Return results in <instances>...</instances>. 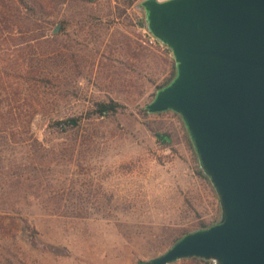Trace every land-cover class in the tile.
<instances>
[{"label": "rangeland", "instance_id": "obj_1", "mask_svg": "<svg viewBox=\"0 0 264 264\" xmlns=\"http://www.w3.org/2000/svg\"><path fill=\"white\" fill-rule=\"evenodd\" d=\"M145 1H5L14 19L33 10L36 24L22 22L45 38L24 61L0 39L1 67L51 74L36 114V94L23 96L20 116L33 117L23 140L0 147V264H139L220 218L180 115L145 111L175 63L150 43ZM111 100L119 112L98 115L95 104Z\"/></svg>", "mask_w": 264, "mask_h": 264}, {"label": "water", "instance_id": "obj_2", "mask_svg": "<svg viewBox=\"0 0 264 264\" xmlns=\"http://www.w3.org/2000/svg\"><path fill=\"white\" fill-rule=\"evenodd\" d=\"M143 8L148 32L176 63L146 109L180 115L221 217L141 264H264V0H146Z\"/></svg>", "mask_w": 264, "mask_h": 264}, {"label": "trees", "instance_id": "obj_3", "mask_svg": "<svg viewBox=\"0 0 264 264\" xmlns=\"http://www.w3.org/2000/svg\"><path fill=\"white\" fill-rule=\"evenodd\" d=\"M5 1L7 0H0V39L4 40V42L6 43L9 40L5 38V36L11 37L9 39L12 40V46L15 48V51L17 53L16 55V57H18L17 60L24 61L25 57L23 55V52L26 49L34 50L36 46L40 45L39 39L45 38V36H41L39 39L37 37H34L35 35H32V33L34 32L33 27L30 26L31 30H28L27 27H25V24L22 22V20L29 18V21L33 19L34 24H36L37 18L35 16L37 14L34 13L33 10L25 9V16L21 15L20 13L17 16V18L14 19L11 13H9L10 15L6 13L8 11H6L4 8V4L7 5ZM23 1L24 0H17V2L20 3L21 5L24 4ZM26 35H30V38H24V36ZM1 60L2 59L0 56V61ZM50 74H51L50 72H44L40 68H31L28 70L18 66L1 67L0 65V147L5 141L9 143H18L23 140V136H24L23 133L22 132L20 133L18 131L21 130V128L29 127L33 118L31 116L30 118L24 119L20 116V114H22L21 112L23 110V107L25 106V104H23L22 102L23 96L27 94H31V95L36 94L37 97L35 99L30 100L29 102V109L32 110L33 115L36 114L38 112L39 107L46 105V102L39 100V98L42 89L45 88L43 84V80L46 77H48ZM175 75H176V63H174V68L171 77L158 88L157 92L167 87L173 81ZM12 79H17L18 81L29 80L30 82L29 84L34 83V85L32 87L31 86L25 87L23 89L21 87V84L20 85L12 84L11 83ZM20 104L23 105L20 106ZM95 107H96V113L98 115L108 116L118 113L121 108V105L111 100L109 102H98L95 104ZM145 111L147 114H150L147 109H145ZM56 123L57 126H62L68 124V121H60ZM7 135L10 136L11 139L7 137ZM158 137L160 141H162L163 143H167L166 135L159 134ZM199 174L210 182L217 196L219 202L218 204L221 210L220 199L217 194V191L214 188L210 178L207 176L205 171L200 166V163H199ZM219 220L220 218L213 224H209V225L203 224L201 228H199L198 230L207 229L212 225L216 224ZM193 232H189V233H193ZM189 233L183 234L180 238H178L175 241V243H177L182 237H184ZM191 259L201 260L207 264H214L212 260H204L200 258H191ZM139 264H141V262Z\"/></svg>", "mask_w": 264, "mask_h": 264}, {"label": "built area", "instance_id": "obj_4", "mask_svg": "<svg viewBox=\"0 0 264 264\" xmlns=\"http://www.w3.org/2000/svg\"><path fill=\"white\" fill-rule=\"evenodd\" d=\"M158 40L155 38V37H153L152 35L150 36V43L151 44H154V45H156V42H157Z\"/></svg>", "mask_w": 264, "mask_h": 264}]
</instances>
